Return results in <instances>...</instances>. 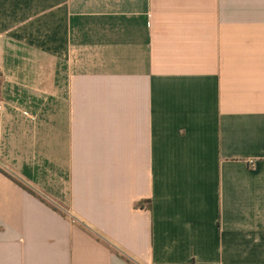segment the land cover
<instances>
[{
	"label": "crops",
	"instance_id": "obj_1",
	"mask_svg": "<svg viewBox=\"0 0 264 264\" xmlns=\"http://www.w3.org/2000/svg\"><path fill=\"white\" fill-rule=\"evenodd\" d=\"M0 78V264H264V0H0Z\"/></svg>",
	"mask_w": 264,
	"mask_h": 264
},
{
	"label": "trees",
	"instance_id": "obj_2",
	"mask_svg": "<svg viewBox=\"0 0 264 264\" xmlns=\"http://www.w3.org/2000/svg\"><path fill=\"white\" fill-rule=\"evenodd\" d=\"M0 92H1V78H0ZM0 173H3L4 175H6L8 178H10L12 181H14L17 185H19L21 188L26 190L31 195L37 196L36 193L32 189L28 188L27 186H25L24 184H22L21 182L16 180L13 176H11L10 174L6 173L1 167H0Z\"/></svg>",
	"mask_w": 264,
	"mask_h": 264
},
{
	"label": "built area",
	"instance_id": "obj_3",
	"mask_svg": "<svg viewBox=\"0 0 264 264\" xmlns=\"http://www.w3.org/2000/svg\"><path fill=\"white\" fill-rule=\"evenodd\" d=\"M68 215H70L72 217V215L70 213H68Z\"/></svg>",
	"mask_w": 264,
	"mask_h": 264
}]
</instances>
